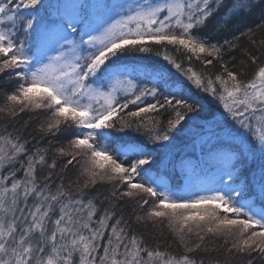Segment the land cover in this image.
Listing matches in <instances>:
<instances>
[{
    "label": "snow or ice",
    "instance_id": "snow-or-ice-1",
    "mask_svg": "<svg viewBox=\"0 0 264 264\" xmlns=\"http://www.w3.org/2000/svg\"><path fill=\"white\" fill-rule=\"evenodd\" d=\"M0 77V264H264V0H0Z\"/></svg>",
    "mask_w": 264,
    "mask_h": 264
},
{
    "label": "trees",
    "instance_id": "trees-1",
    "mask_svg": "<svg viewBox=\"0 0 264 264\" xmlns=\"http://www.w3.org/2000/svg\"><path fill=\"white\" fill-rule=\"evenodd\" d=\"M193 66L196 67L197 69L202 68V66L200 65V63L198 61L193 60ZM0 86H3L6 90L10 91L12 89V87L14 86V82H8L6 80V78H2L0 77ZM0 103H2V99H0ZM4 120L0 119V123H3ZM17 123L19 124H24V123H29L31 125V130L33 131L34 134H38L35 132V130L38 128L39 126V120H37L35 118L34 115H31L29 113H24L21 114L20 117L17 118ZM75 169H72L67 175L71 180H75ZM68 180L65 181V184L67 186ZM109 190L108 186H102L100 187V191L101 192H107ZM125 213L127 215H131L132 214V209L131 208H127L125 209ZM134 219V217H133ZM140 231H144L146 235L150 234L151 229H144L143 227L139 228ZM164 231V236L162 237L161 235H159V231L157 230V234L155 236L152 237L153 242L155 241H161L162 244L164 246H167V244H172V251H178V246L175 244V242L173 241V238L170 234H168L167 229H163ZM166 237V239H165Z\"/></svg>",
    "mask_w": 264,
    "mask_h": 264
}]
</instances>
